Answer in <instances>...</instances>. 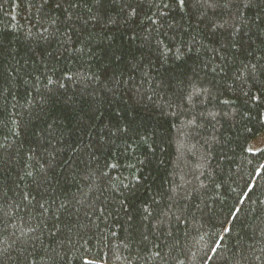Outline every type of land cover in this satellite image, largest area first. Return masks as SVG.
<instances>
[{"label": "trees", "instance_id": "1", "mask_svg": "<svg viewBox=\"0 0 264 264\" xmlns=\"http://www.w3.org/2000/svg\"><path fill=\"white\" fill-rule=\"evenodd\" d=\"M262 134L264 0H0V264H264Z\"/></svg>", "mask_w": 264, "mask_h": 264}, {"label": "rangeland", "instance_id": "2", "mask_svg": "<svg viewBox=\"0 0 264 264\" xmlns=\"http://www.w3.org/2000/svg\"><path fill=\"white\" fill-rule=\"evenodd\" d=\"M264 147V134L255 140H251L247 145V150L250 152H257Z\"/></svg>", "mask_w": 264, "mask_h": 264}, {"label": "snow or ice", "instance_id": "3", "mask_svg": "<svg viewBox=\"0 0 264 264\" xmlns=\"http://www.w3.org/2000/svg\"><path fill=\"white\" fill-rule=\"evenodd\" d=\"M45 2H47V0H45ZM178 4L183 6L185 4V0H177ZM199 2H203V3H210V0H198ZM253 3V0H244V4L245 6H250ZM62 87V86H61ZM85 264H92L91 261H86Z\"/></svg>", "mask_w": 264, "mask_h": 264}]
</instances>
